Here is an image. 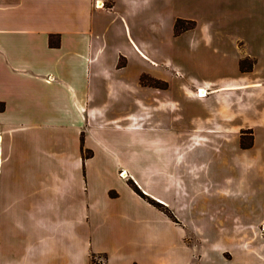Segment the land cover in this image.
I'll use <instances>...</instances> for the list:
<instances>
[{
  "label": "crops",
  "instance_id": "0c3cea01",
  "mask_svg": "<svg viewBox=\"0 0 264 264\" xmlns=\"http://www.w3.org/2000/svg\"><path fill=\"white\" fill-rule=\"evenodd\" d=\"M99 3L104 7L98 8ZM179 19L193 23L192 28L176 34ZM253 29H258L257 37L249 38ZM159 35L184 41L182 58L189 67L154 46L163 43ZM227 45L236 46L237 52H228ZM121 57L141 61L138 79L137 71L133 78L126 76ZM246 61L251 66L242 69ZM147 75L163 81L164 87L143 85ZM200 90L204 97L198 96ZM105 92H116L118 112L95 103L103 102ZM0 103V144L7 138L12 149L25 148L34 170L31 180L43 171L49 179L41 188L29 181L36 197L17 201L9 196V171L0 167V246L7 245L0 248V264H91L97 254H108L106 264H137V220L147 217L144 228L156 235L157 214L146 213L147 204L137 200L130 185H137V153L121 145L118 152L110 149L98 133H135L137 128L167 134L168 157L156 164V171L188 175L199 199L192 213L208 237L204 241L223 228L231 239L240 237L236 244L246 239L245 247H226L229 253L204 246L197 262L174 260L172 253L160 262L156 253L145 251L146 264H238V255L245 257L239 264H264V236L248 223L258 218L256 210L264 209V201H258L259 192L253 196V187L238 191L247 185L248 174L264 172V0H0ZM132 104L137 110L127 115L126 123L122 108ZM252 130L257 144L243 148L244 132ZM83 133L86 147L93 150L86 159ZM44 139L48 151L39 146ZM238 155L246 159L239 161ZM172 156L176 170L170 167ZM195 171L204 172L203 177L191 181ZM44 187L50 188V199ZM111 199L118 200L113 211L107 204ZM24 200L31 208L17 210ZM237 200L251 204L246 213L232 207ZM256 201L260 208L252 207ZM14 214L29 222L15 223L19 245V235L4 223ZM113 218L127 229L111 246H94L80 231L91 222L103 226ZM238 219L246 220L237 230L241 232L234 228ZM141 248L149 250L152 243Z\"/></svg>",
  "mask_w": 264,
  "mask_h": 264
},
{
  "label": "rangeland",
  "instance_id": "374dc122",
  "mask_svg": "<svg viewBox=\"0 0 264 264\" xmlns=\"http://www.w3.org/2000/svg\"><path fill=\"white\" fill-rule=\"evenodd\" d=\"M185 26H188V24H185ZM164 31V30H163ZM257 31L258 29L248 30L247 36L249 38L252 37V35L256 38L257 37ZM159 32H162V30H159ZM165 32V31H164ZM259 37V36H258ZM158 41L160 39H163V43L157 42L155 44V47H160L161 49L165 48L164 52H162L164 55H171L172 57L176 59V62L180 65H188V63L184 62V58H182L184 47L186 48L184 41H177V40H170L168 36L159 35L157 37ZM54 42V41H53ZM162 42V41H161ZM53 44V43H52ZM254 48L258 49V46L253 45ZM226 50L228 52H237L236 46L233 45H227L225 46ZM240 50V48L238 47ZM242 50V49H241ZM178 56V57H176ZM119 64L121 66L127 65L128 69V75L130 78L133 76V72L137 71V79L138 74L141 72V70L144 68V65L141 63V61L137 58V62L135 60H130V62H126V59L124 57H121L119 60ZM243 66L245 68L251 66L250 61L244 62ZM121 76H117L119 78ZM133 78V77H132ZM142 84L145 86L152 85L156 89H160V87H164L162 83L163 81L153 79L150 76H143L142 77ZM138 82V80H137ZM40 89V88H39ZM121 93H123L122 89H119ZM116 92H111L108 94V92H105L103 96V102L96 101L95 103L97 105H105L107 106V111H114L118 112L117 107V101L114 98L116 96ZM111 94V95H110ZM121 95V94H119ZM122 97V95L120 96ZM175 99L181 101V96L178 94L175 95ZM127 100V99H126ZM126 102H124L125 105ZM132 103V102H131ZM149 101L146 103L148 104ZM4 109V104L0 103V110ZM121 110V109H119ZM123 110V111H122ZM122 113L120 117H123V120L125 122L126 117V123L128 122V114L134 113L137 110V106H127L122 108ZM180 112V109H179ZM125 116V117H124ZM98 133L101 135L105 142L108 144V147L110 149H114V151L118 152L121 145L122 147L133 151L137 153V185L131 181L130 185L131 187L136 191L137 193V200H141L147 204L148 209H144L146 213H149L150 210L152 212H156L157 214V234L155 235L154 232H150V230L145 229L144 219H147V217H141L137 220V264H146V258L145 251L151 254L157 255L158 261H165L167 259H171V253L173 255L174 260H189L191 262H197L199 260V251L201 248L205 246L208 247L209 244L213 246V248H217L219 250L224 251L225 253H229L227 251L226 247L229 246H242L245 247V237L241 238L240 241H238L239 244H236V241L240 238L231 237L228 235L229 233L227 229H219V234L216 236H213L210 238V240L204 241V239H207L208 237L204 236V232H200L199 230V222L195 220L196 215H194L192 212L197 210L198 205V195L194 193L192 189V184L188 182V175L187 174H178L177 172L168 173L163 171H156L157 167L156 164L163 163L165 159L167 160V153L164 147V137H167V134H161L157 132L150 131L146 128H137V132H129L126 130H100ZM254 131H248L244 132V135L242 137V147L243 148H251L255 146L256 140L253 136ZM164 136V137H163ZM115 138V142H113V139ZM85 134L83 133L81 136V143H82V154L83 158L86 159L88 157H92L93 150L86 147L85 144ZM48 140H42L40 142V147L42 151H48ZM9 140L6 138L4 142H1L0 144V167L3 164V171L7 172L8 169V180L10 181V189H9V196L10 199H15L17 201H21L22 197H27L25 200H28V197H36V189L35 185H30L29 181L33 184L35 183L37 186L40 184H45L48 186L49 179L47 178L48 174L46 171H43L44 174H41L36 181L31 180L34 175V170L32 169L33 165H30L27 163L25 156L26 152L25 148L14 146L12 149L9 147ZM259 144V143H258ZM111 145V146H110ZM257 152H261L259 148H257ZM241 149H238V154L240 153ZM260 154V153H259ZM13 155V159L10 160V157ZM121 158V155H119ZM258 157V156H254ZM243 158V159H242ZM122 159V158H121ZM239 161L242 159L243 161L246 159V157H242V155H238ZM254 162H261L260 159L254 158ZM264 163V162H263ZM177 165V158L175 156H172V163L170 167L175 168L176 170ZM37 167V164L35 165ZM43 170H46L45 165L42 167ZM255 171V167H254ZM126 172H122L120 176L122 178H126L122 176ZM204 173V172H203ZM203 173L199 171L192 172L190 176L191 181H197L201 177H203ZM206 173V172H205ZM236 175V174H235ZM174 177V178H172ZM239 177V174H238ZM178 179L179 183L178 186L176 185L175 179ZM247 185H245L244 188L238 189V191L245 192L247 189L252 188L257 192H254V195H258V192L260 193V196L258 197V201H264V195H261V191L263 190V184L264 183V172H253L252 174L247 175ZM211 177L208 176V180L211 181ZM263 179V180H261ZM254 183H258V186H256ZM173 184V186H172ZM260 184V185H259ZM183 186V187H182ZM39 187V186H38ZM41 188V187H39ZM43 190L45 193H47V198L50 199L49 194V187H44ZM248 198L251 197L253 193L248 192ZM264 191L262 192V194ZM251 194V195H250ZM30 195V196H29ZM85 197V195H84ZM249 198V200H251ZM256 198V197H255ZM24 200L23 203L20 202L19 205H17L18 209L22 211V209H30L31 206L25 203ZM255 201V199H253ZM36 202V201H34ZM118 200H110L108 207L113 211L117 209L115 206H117ZM261 202H257L252 207H259L260 204H257ZM251 204H247V202H243V200H237V202L233 203L232 207H236L239 212L242 211V213H246L245 209H247ZM61 206V205H60ZM248 206V207H247ZM214 207V206H212ZM54 213L55 211L61 213L59 211V207L54 206ZM139 211V210H138ZM248 211V210H247ZM144 212V211H143ZM212 212V211H209ZM208 212V213H209ZM218 212V211H217ZM256 210L255 215H258V218L251 221L248 220V223H252L255 225L259 230L260 234L264 236V209H262L261 212H258ZM114 214V213H113ZM55 215V214H54ZM188 215V217L186 216ZM65 214L63 213L61 216H59V220L61 218H64ZM184 217V218H182ZM27 217H22L19 215L14 214L13 220H8L7 222H4L14 230V236L19 235L20 231L17 230L16 226L28 224ZM29 219V218H28ZM114 219V218H113ZM184 219V221L182 220ZM110 220L108 222H105L104 225L96 224L95 222H91L90 224L83 226L80 231H82L86 238L88 240H92L94 246L103 243L107 244L109 246L117 243L118 241H121L123 238V234L127 228H125L121 223L118 221ZM33 221V220H32ZM142 221V222H141ZM246 220L238 219L235 221L234 228L235 230L242 229V226H245ZM15 223L17 224L15 226ZM128 223V222H123ZM221 223V225H227V222H218ZM232 225V222H230ZM149 226V223H148ZM154 228V227H153ZM155 230V229H154ZM148 231V232H147ZM241 232V231H237ZM244 235L245 232L243 230ZM147 234V235H146ZM148 236V237H147ZM21 235L17 237L16 242L18 245L21 244L20 241ZM237 238V240H236ZM19 239V240H18ZM231 240V241H230ZM233 240V242H232ZM250 240V236L247 237V241ZM7 243V242H6ZM152 243V248L147 249L141 248L144 247L146 244ZM157 243V246H153ZM145 244V245H144ZM252 245V243H250ZM1 246L4 248L7 245L1 244ZM0 246V248H2ZM139 250L141 251L139 253ZM100 256L97 258L98 264H105V260L103 256L105 254H97ZM108 256V254H106ZM245 260L244 255H238L235 258V261H238V264Z\"/></svg>",
  "mask_w": 264,
  "mask_h": 264
},
{
  "label": "trees",
  "instance_id": "16d2710c",
  "mask_svg": "<svg viewBox=\"0 0 264 264\" xmlns=\"http://www.w3.org/2000/svg\"><path fill=\"white\" fill-rule=\"evenodd\" d=\"M185 24H188V26H185ZM192 25H193V23H191V22H187V21H185V20H178L177 22H176V24H175V31H176V34H179V33H181V32H183V31H186V30H188V29H191L192 28ZM242 69H245L244 68V66H242ZM100 256H98V255H93V258H92V260H91V264H98L97 263V258H99ZM103 258H104V260H105V264H106V262H107V259H108V256L105 254L104 256H103ZM104 264V263H103Z\"/></svg>",
  "mask_w": 264,
  "mask_h": 264
},
{
  "label": "bare ground",
  "instance_id": "6f19581e",
  "mask_svg": "<svg viewBox=\"0 0 264 264\" xmlns=\"http://www.w3.org/2000/svg\"><path fill=\"white\" fill-rule=\"evenodd\" d=\"M97 7H98V8H102V7H104V4H103V3H102V4L99 3V4L97 5ZM205 95H206V93H205V92H202V90L198 92V96H199V97H204ZM122 176L127 177V173L123 174Z\"/></svg>",
  "mask_w": 264,
  "mask_h": 264
},
{
  "label": "built area",
  "instance_id": "2783aa9c",
  "mask_svg": "<svg viewBox=\"0 0 264 264\" xmlns=\"http://www.w3.org/2000/svg\"><path fill=\"white\" fill-rule=\"evenodd\" d=\"M201 91V90H200Z\"/></svg>",
  "mask_w": 264,
  "mask_h": 264
}]
</instances>
